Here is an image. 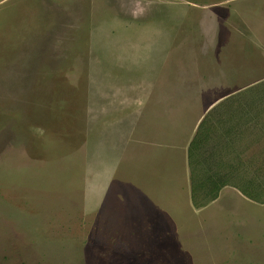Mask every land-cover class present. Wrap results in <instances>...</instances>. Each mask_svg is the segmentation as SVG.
Here are the masks:
<instances>
[{
    "label": "rangeland",
    "instance_id": "rangeland-1",
    "mask_svg": "<svg viewBox=\"0 0 264 264\" xmlns=\"http://www.w3.org/2000/svg\"><path fill=\"white\" fill-rule=\"evenodd\" d=\"M262 80L264 0H0V264H264V203L238 189L204 205L178 170L142 217L123 190L155 175L145 107L174 109L181 140L217 119L207 173L264 185V151L237 170V91Z\"/></svg>",
    "mask_w": 264,
    "mask_h": 264
},
{
    "label": "crops",
    "instance_id": "crops-1",
    "mask_svg": "<svg viewBox=\"0 0 264 264\" xmlns=\"http://www.w3.org/2000/svg\"><path fill=\"white\" fill-rule=\"evenodd\" d=\"M250 62H252V60H250ZM254 64L256 65L255 62ZM255 79L257 80V78ZM263 82L264 80L261 81V85L264 86ZM259 84V82H251L246 87L248 88V93H251L250 95L247 94V91H237V148L241 150L237 169H243L244 164L241 163V161H245V159H242L243 153H249V160L255 161V156L252 154L257 153L258 150L261 152L264 151V97L254 95L255 89ZM171 111H174V109L167 112H158L157 110L147 111V107H145V109L141 108L138 112V121L136 125L138 127H136L138 129V144H140V149H144L143 151L146 153L145 157H147L146 162L148 163V166L144 167L145 173L147 175L152 168L155 171V175L145 180L144 190L141 186L142 183L140 185V182H137V188H135L134 192H131L133 191L131 187H135V182L134 184L129 183L130 185L125 183L123 190L128 192L127 199L129 198V201L144 200L148 204V207H145L144 210H146V208L148 209L143 215H140L136 211L129 209V207H124L123 216H133L135 212L138 217L147 216L153 212L155 215L162 214V212L155 207V197L158 195L157 198L162 199L165 192L164 190L167 189L166 187L169 189L177 182L178 170H181L182 173L189 170L187 156L188 147L187 140L185 139H191L192 134L195 133V128L191 123L188 127L190 129L191 126L189 136L185 135L184 139L181 140L182 136H179L178 128L179 115ZM185 131L188 132L186 129ZM142 133H144L143 137H141ZM178 140L185 141V145L182 147L184 159L179 167ZM144 152L140 150V153L144 154ZM160 175L162 176L160 177ZM189 176L190 174L188 173V175H186V180L188 182ZM244 176L245 175L242 173H238L237 181L241 182ZM252 179L256 181L255 178ZM236 191L237 194L242 195L237 189ZM169 192L171 191L169 190ZM176 194L177 192L174 198ZM220 196L221 194H219L218 199L215 201H218ZM171 197L172 195L167 198L170 199ZM176 206L175 204L174 209ZM168 215L169 212H165V216Z\"/></svg>",
    "mask_w": 264,
    "mask_h": 264
},
{
    "label": "trees",
    "instance_id": "trees-1",
    "mask_svg": "<svg viewBox=\"0 0 264 264\" xmlns=\"http://www.w3.org/2000/svg\"><path fill=\"white\" fill-rule=\"evenodd\" d=\"M205 118L199 125L187 152L188 166L190 170L189 181L191 186V198L196 201L197 195H202L205 205L207 202L214 201L222 188L231 186L238 189L242 194L247 196V198L257 203H264L263 183L253 180L247 183L238 182V179L234 177L235 168L229 163L223 164L221 161H216L214 162L215 169L210 170L209 173H207L208 170L205 167L206 152L203 144L207 139V132L209 131L208 127L211 126V124H214L217 119H214V123L211 122L210 124L205 121ZM220 118H222L223 123L231 120L230 116H223ZM227 130L232 129L227 127L224 129V133H227ZM222 169H225V173H221Z\"/></svg>",
    "mask_w": 264,
    "mask_h": 264
}]
</instances>
